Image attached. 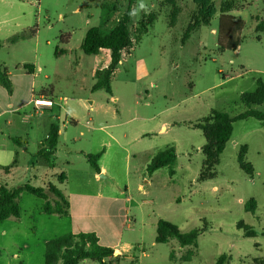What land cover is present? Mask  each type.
Returning <instances> with one entry per match:
<instances>
[{
    "label": "rangeland",
    "instance_id": "rangeland-1",
    "mask_svg": "<svg viewBox=\"0 0 264 264\" xmlns=\"http://www.w3.org/2000/svg\"><path fill=\"white\" fill-rule=\"evenodd\" d=\"M222 1L213 0L216 13L210 23L184 39L198 10L195 0H177L181 12L173 26L172 6L166 0H142L146 10L139 9L141 0H0V63L13 71L22 64L34 65L36 96L44 88L53 97L43 99L55 103L51 113L37 112L29 163L21 162L5 181L0 173V183L16 187L30 182L42 188L52 184L73 206L67 217L49 215L42 213L40 198L24 192L21 217L0 221V264H44L46 242L85 232L95 233L101 245L120 250L106 259L112 264H216L221 255L229 256L225 264L264 259V125L255 118L234 122L217 176L198 180L205 137L190 123L212 110L232 116L245 111L241 95L253 91L258 79L264 81V31L256 29L264 20V0L235 3L230 14L243 21V28L234 37L231 26L220 25ZM130 4L131 12L137 9L129 24L132 34L141 19L150 14L155 18L120 63L112 95L93 91L95 71L112 58L107 50L86 55L81 48L86 32L100 27L109 33ZM23 32L28 37L15 46L6 41ZM257 108L264 110V104ZM50 121L67 126L53 166L34 155ZM163 123L167 128L161 131ZM243 145L255 169L253 177L238 164ZM170 147L177 154L174 173L168 167L158 169L152 187H147L143 179L149 178L151 158ZM81 152H103L107 173L99 175L105 177L95 176ZM62 173L66 179L59 181ZM48 193L53 203L57 197ZM251 199L257 202L254 213L245 210ZM159 220L183 232L203 229L191 260L182 257L193 247H181L176 239L156 242ZM240 222L251 226L256 236L245 237ZM80 264L101 263L84 259Z\"/></svg>",
    "mask_w": 264,
    "mask_h": 264
},
{
    "label": "trees",
    "instance_id": "trees-1",
    "mask_svg": "<svg viewBox=\"0 0 264 264\" xmlns=\"http://www.w3.org/2000/svg\"><path fill=\"white\" fill-rule=\"evenodd\" d=\"M237 1L244 0H223L220 7V25L224 26L228 24L231 26L232 29L230 34L232 37L243 28V21L238 20L230 14V12L236 8L235 3ZM166 2L172 6L170 24L173 26L176 24L181 9L177 4V0H166ZM195 2L198 6V10L186 28L184 39L189 38L192 31L198 29L202 24H209L216 13L213 0H195ZM130 13L131 4L118 24L107 34L103 33L100 27H92L86 32L87 34L81 44L83 52L86 55L94 56L102 50H107L110 52L112 58L107 67L95 71L94 76L96 78V83L92 87L93 91L103 89L112 95L111 82L120 63L127 56H130L132 49L140 40L141 35L148 31V27L155 18L153 14H150L147 18L144 17L141 19L138 28L132 34L129 26L131 21ZM256 29L258 31H264V20L258 23ZM35 32L36 31L33 30L31 32L32 35H35ZM27 37L26 33L23 32L10 36L7 41L10 44H14ZM239 42L240 38H235V43L233 44L234 51ZM2 47L3 41L0 40V50ZM24 68L30 74H33L35 71V67L32 64H25ZM0 85L9 93L12 91V83L7 69L1 64ZM241 102L247 109L235 116L224 111L212 110L208 116L197 122L190 123L192 128L200 129L205 137V144L202 148L204 160L198 177L200 182L212 180L217 176L216 168L220 164L221 155L232 137L234 122L246 118H255L264 125V110L257 108L264 104V81L258 79L253 91L245 92L241 95ZM59 130L58 124H52L48 137L38 151V155L42 156L49 164H51V157L59 142ZM15 141L17 142L18 140L15 139ZM247 151V145H243L238 154V164L248 176L253 177L255 169L253 165L246 160ZM85 156L92 168L99 173L100 168L98 161L102 156V152L86 154ZM176 160L177 154L174 147L158 152L147 166L148 174L151 175L153 172L163 167L170 168L171 174H173ZM13 165H15V162ZM13 165L4 167V169L8 170L10 167H13ZM65 179L64 173L60 174L58 177L59 181H64ZM46 190L53 193L58 200L51 203L49 194ZM24 192L34 195L44 201V213L61 217H67L69 215V201L64 193L52 184L47 185L46 188L35 187L30 182L19 184L16 187H9L6 184H2L0 185V221H5L11 217H21L22 213L19 203L21 195ZM256 208L257 202L255 199L249 200L245 205V210L249 212L254 213ZM238 228L243 231L245 237L256 236L255 230L243 222L238 224ZM157 230V243H166L171 239H176L181 247L194 248V251L190 250L182 257V259L186 261L192 259L195 250L198 248V238L200 234L204 232L203 229L197 228L188 232H183L178 226L166 220L158 221ZM45 248L44 264H80L84 259L98 261L101 264H112V262L107 263L106 259L114 257L113 254L115 252L112 247L109 248V246L101 245L97 235L93 232L64 234L46 242ZM171 256L173 257V254ZM228 257L227 255H221L216 264H225ZM255 261L256 262L253 264H264V259H255Z\"/></svg>",
    "mask_w": 264,
    "mask_h": 264
},
{
    "label": "crops",
    "instance_id": "crops-1",
    "mask_svg": "<svg viewBox=\"0 0 264 264\" xmlns=\"http://www.w3.org/2000/svg\"><path fill=\"white\" fill-rule=\"evenodd\" d=\"M15 34H18V33H15ZM20 42L21 41H18L12 45L15 46L16 44ZM235 51H237V49ZM0 64L3 65L7 69L9 78L12 83V91L10 93L2 85H0V173H3L1 176V179L5 181V179L11 178L14 175V173H17L21 162H23L24 164L29 163V157L30 155H32L30 153V148H31L30 145L32 143V139L34 138V132L37 128L36 127L37 126L36 116L38 114L37 112L43 115L46 114L47 112L51 113L53 111L55 103L53 101V106L51 108L47 107L46 109H41V110L36 109V106L34 103L35 99L39 97L44 98L48 95H50V98H52L53 96H52V93L49 94L50 92H48V94L44 93L45 91L44 88L40 91V94L36 96L35 89H36L37 73H36L35 66H34L35 67L34 73L30 74L24 68L25 64H22L19 68L16 69V71L11 70L9 67L6 66L7 64L5 63H0ZM37 70H40V68H38ZM54 118L55 120H58V117L56 115L54 116ZM73 123L76 124V121L73 120ZM49 124H50L49 129L46 130L47 131L46 135L44 136V138H42V140L38 144V150L34 152L35 153L34 155H37L39 158L40 157L43 158L42 156L38 155V151L40 150L41 145L43 144L45 139L48 137L51 125L58 124V123L50 121ZM59 128H60L59 130V134H60L59 140H60L64 134L62 131V128L67 129V126L65 124L63 125L62 128L60 126ZM166 128H167L166 123H163L160 130L164 131ZM232 137H233V134H232ZM15 139H17L18 141L16 142ZM74 141L76 140L74 139ZM81 153L83 155L88 154L85 152H81ZM58 155H59V148L57 145L56 150L51 157V164H49L44 158L43 159L49 164V166H53L54 160L56 159ZM102 156H103V152H102ZM102 156L100 160L98 161L100 172L97 173L93 169L95 176L97 178L101 177V175H99L100 173H103V172L107 173L106 167L101 163ZM14 162H15V165H13ZM12 165L13 167H10L8 170L4 169V167H8ZM155 172L149 175L148 179H146V177L143 179L144 180L143 182L146 183L147 187H152L154 183V178L157 174ZM2 184L8 185V183H5V182L0 183V185ZM46 186L44 188H46ZM141 188L143 189V185L140 186V189ZM46 191L47 193L49 192L48 190ZM143 193L147 195L149 192L143 191ZM50 196L51 195L49 194V197ZM55 200H58V198H55ZM43 205H44V201L42 200V206H41L42 213H43ZM69 205H70V208H69V215H70V211L72 210L73 206L71 205L70 202H69ZM112 248L116 251V253H119V254L121 253L120 250L116 248L115 246H112Z\"/></svg>",
    "mask_w": 264,
    "mask_h": 264
},
{
    "label": "built area",
    "instance_id": "built-area-1",
    "mask_svg": "<svg viewBox=\"0 0 264 264\" xmlns=\"http://www.w3.org/2000/svg\"><path fill=\"white\" fill-rule=\"evenodd\" d=\"M36 109L41 110L43 109L41 106L51 108L53 106V101L52 100H47L43 98H37L34 101Z\"/></svg>",
    "mask_w": 264,
    "mask_h": 264
},
{
    "label": "clouds",
    "instance_id": "clouds-1",
    "mask_svg": "<svg viewBox=\"0 0 264 264\" xmlns=\"http://www.w3.org/2000/svg\"><path fill=\"white\" fill-rule=\"evenodd\" d=\"M139 9L146 10V5L142 2V0L141 3L139 4ZM136 14H137V9L133 8L130 15L135 16Z\"/></svg>",
    "mask_w": 264,
    "mask_h": 264
},
{
    "label": "water",
    "instance_id": "water-1",
    "mask_svg": "<svg viewBox=\"0 0 264 264\" xmlns=\"http://www.w3.org/2000/svg\"><path fill=\"white\" fill-rule=\"evenodd\" d=\"M101 177H104V175H103V174H101Z\"/></svg>",
    "mask_w": 264,
    "mask_h": 264
}]
</instances>
